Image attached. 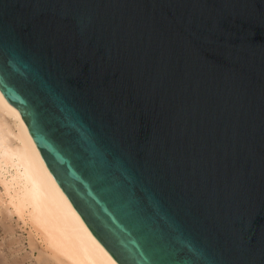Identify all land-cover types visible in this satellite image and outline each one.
<instances>
[{
    "label": "water",
    "instance_id": "water-1",
    "mask_svg": "<svg viewBox=\"0 0 264 264\" xmlns=\"http://www.w3.org/2000/svg\"><path fill=\"white\" fill-rule=\"evenodd\" d=\"M0 92L116 264H264V0H0Z\"/></svg>",
    "mask_w": 264,
    "mask_h": 264
},
{
    "label": "bare ground",
    "instance_id": "bare-ground-1",
    "mask_svg": "<svg viewBox=\"0 0 264 264\" xmlns=\"http://www.w3.org/2000/svg\"><path fill=\"white\" fill-rule=\"evenodd\" d=\"M0 264H116L49 173L0 92Z\"/></svg>",
    "mask_w": 264,
    "mask_h": 264
},
{
    "label": "rangeland",
    "instance_id": "rangeland-1",
    "mask_svg": "<svg viewBox=\"0 0 264 264\" xmlns=\"http://www.w3.org/2000/svg\"><path fill=\"white\" fill-rule=\"evenodd\" d=\"M0 232H1V229H0ZM0 235H2V233ZM0 237H2V236H0Z\"/></svg>",
    "mask_w": 264,
    "mask_h": 264
}]
</instances>
